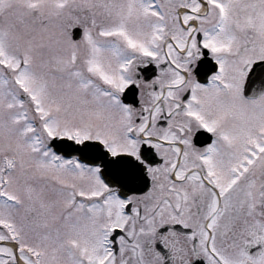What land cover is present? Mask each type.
I'll list each match as a JSON object with an SVG mask.
<instances>
[{
    "label": "snow or ice",
    "instance_id": "1",
    "mask_svg": "<svg viewBox=\"0 0 264 264\" xmlns=\"http://www.w3.org/2000/svg\"><path fill=\"white\" fill-rule=\"evenodd\" d=\"M0 264H264V0H0Z\"/></svg>",
    "mask_w": 264,
    "mask_h": 264
}]
</instances>
